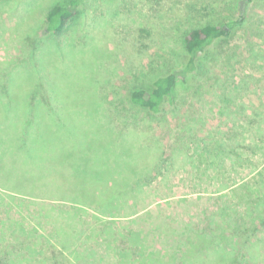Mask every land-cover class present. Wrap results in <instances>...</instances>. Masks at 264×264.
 Here are the masks:
<instances>
[{
    "label": "rangeland",
    "instance_id": "obj_1",
    "mask_svg": "<svg viewBox=\"0 0 264 264\" xmlns=\"http://www.w3.org/2000/svg\"><path fill=\"white\" fill-rule=\"evenodd\" d=\"M33 1L0 0V252L30 241L38 259L62 254L57 264H264L254 206L264 199V0L198 56L156 115L126 102L129 84L180 70L183 32L234 19L237 0H82L58 38L33 33L57 0ZM81 149L97 166L143 174L132 196L79 204L19 157L67 176Z\"/></svg>",
    "mask_w": 264,
    "mask_h": 264
},
{
    "label": "trees",
    "instance_id": "obj_2",
    "mask_svg": "<svg viewBox=\"0 0 264 264\" xmlns=\"http://www.w3.org/2000/svg\"><path fill=\"white\" fill-rule=\"evenodd\" d=\"M253 0H237L235 4V10L237 15L234 19L227 22H205L201 24H196L186 31L182 35V46L184 54L186 56V62L180 70H170L167 72H157L154 75H151L150 83H131L128 86L126 102L140 107L147 111L150 115H156L163 112V106L166 102L171 103L175 90L178 85L185 82L186 74H189L192 70L197 67V58L198 56L205 51V49L213 43L216 39L222 36H228L232 30L244 24L247 19V11ZM32 2H34L32 0ZM82 0H57L48 6L47 11L43 15V19L35 24V29L33 33L39 29L43 36L51 37H63L66 35L68 30H70L73 25L78 22L80 10L78 9ZM73 30V28H72ZM72 36V35H71ZM72 39V38H71ZM35 40V38H34ZM41 40V38H40ZM37 41L35 48L29 50V54L33 55L36 51L40 49V43ZM70 48L74 45L69 46ZM178 72L183 76L182 78L178 77ZM42 85V82L38 85ZM9 104L15 103L17 97L7 96ZM11 99L13 101H11ZM21 101V100H20ZM100 100H98L99 104ZM33 107V106H31ZM14 109V108H12ZM241 110H244V107H241ZM15 111V110H14ZM13 111V112H14ZM35 117V116H34ZM108 121H105L107 123ZM53 131L56 130L52 129ZM61 142V140H60ZM105 146V145H103ZM99 149H102V144L98 145ZM68 149V148H67ZM69 150V149H68ZM78 155L80 160L74 163V165L68 167L69 174L65 176L64 174L60 175L55 169V165L50 167L48 164H45L43 159L38 156H20L21 165L29 170L33 171V174L36 171V168H39L44 174L41 184L44 186H49V183H54L58 188L55 191H62V197L75 201L79 204L85 206H96L99 208L107 209L111 207L120 206L124 201L128 199V196L131 195L138 186L137 177L143 176L141 173H137L134 177H126L122 175L121 163L114 167L105 165V168L102 166L95 165L99 161L95 158L90 159L85 154V149H81ZM104 151V149L102 150ZM112 151H117L113 150ZM121 153V150H118ZM82 153V156H81ZM122 154V153H121ZM132 154H123L124 158L120 161H127ZM114 159V158H113ZM112 159V160H113ZM113 161H116L114 159ZM119 161V160H118ZM65 164V163H64ZM127 162H124L123 166H127ZM28 166L30 167L28 169ZM55 166V167H54ZM108 166V167H107ZM47 179V180H46ZM108 185L107 189H101L100 185ZM64 192L66 194H64ZM71 193H74L71 194ZM132 196V195H131ZM255 208L258 210V222L264 225L263 215H264V199L262 202L258 200L254 202ZM111 226L106 227V233H110ZM240 230L237 229L239 233ZM237 233V235H238ZM234 236V235H228ZM226 238V236H225ZM227 239V238H226ZM19 241V242H18ZM14 243L19 245L22 243L19 239L15 240ZM23 243H25L23 241ZM23 248L22 254H13L9 252L10 246L6 245L5 248L0 252L1 262H6V264H57L58 257L61 256L58 252L53 253L49 260L45 258H37V250L34 244L30 241H27ZM62 245V244H61ZM232 247V246H231ZM234 249V247H232ZM61 249V248H60ZM139 247H137V250ZM63 250V249H61ZM137 252V251H136ZM229 255V254H228ZM128 263L135 261L136 259H130V255H127ZM151 258V256H150ZM139 259V258H137ZM143 264H153L151 260L140 259Z\"/></svg>",
    "mask_w": 264,
    "mask_h": 264
}]
</instances>
